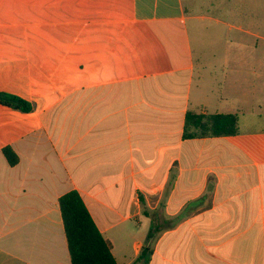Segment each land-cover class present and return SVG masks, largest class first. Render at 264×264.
<instances>
[{"label": "crops", "instance_id": "obj_1", "mask_svg": "<svg viewBox=\"0 0 264 264\" xmlns=\"http://www.w3.org/2000/svg\"><path fill=\"white\" fill-rule=\"evenodd\" d=\"M204 6L0 0V91L32 106L0 104V264H71L73 190L118 264H264V65L201 73ZM188 112L236 114L239 134L185 138Z\"/></svg>", "mask_w": 264, "mask_h": 264}, {"label": "trees", "instance_id": "obj_2", "mask_svg": "<svg viewBox=\"0 0 264 264\" xmlns=\"http://www.w3.org/2000/svg\"><path fill=\"white\" fill-rule=\"evenodd\" d=\"M0 104L30 112L32 106L24 99L0 91ZM239 134V117L236 114H197L188 112L185 118L184 137H227ZM7 161L14 166L17 155L9 147L3 149ZM71 264H118L111 245L104 238L87 209L80 194L73 190L59 198ZM151 250L144 248L137 264H149Z\"/></svg>", "mask_w": 264, "mask_h": 264}, {"label": "rangeland", "instance_id": "obj_3", "mask_svg": "<svg viewBox=\"0 0 264 264\" xmlns=\"http://www.w3.org/2000/svg\"><path fill=\"white\" fill-rule=\"evenodd\" d=\"M261 1L254 11L229 0H215V6H204L200 10L206 17L198 23V38L201 41L199 61L211 66L210 71L201 73L219 75V66L226 57L264 65V0ZM219 2L228 6V14L217 7ZM232 25L234 28H230ZM236 27L248 29L250 33Z\"/></svg>", "mask_w": 264, "mask_h": 264}]
</instances>
